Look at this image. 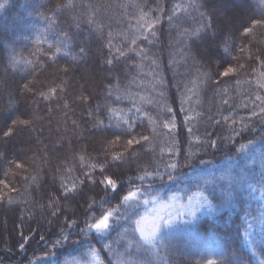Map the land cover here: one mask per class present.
<instances>
[{"label": "trees", "instance_id": "trees-1", "mask_svg": "<svg viewBox=\"0 0 264 264\" xmlns=\"http://www.w3.org/2000/svg\"><path fill=\"white\" fill-rule=\"evenodd\" d=\"M236 3L0 0V217L11 222L17 244L20 215L33 236L23 249H0V264H85L90 246L103 264H115V258L128 264L115 255L141 264L146 258L152 264L264 260V26H253L264 19V0ZM226 14L230 22L220 17ZM229 67L233 72L223 75ZM185 70L177 84L175 72ZM19 120L27 126L15 124L5 138ZM125 120L141 139L134 149L126 150ZM98 121L103 129L94 126ZM116 134L119 142L110 146ZM249 142V150L238 154ZM120 152L123 161H113ZM169 163L178 164L175 181L168 179ZM194 168L202 171L186 182L199 181L194 189L210 199L213 211L166 235L150 256L121 239L125 227L132 234L134 225L127 222L116 223L105 239L78 234L89 217L116 207L131 181L140 186L137 176L160 169L163 179L146 177L144 186L165 190L182 185L181 176ZM105 176L120 186L115 194L101 183ZM73 184L66 196L65 186ZM50 196L73 204L37 234L27 210L34 212L35 202ZM72 221L79 228L67 227ZM65 235L70 239L53 247ZM106 244L112 251H101Z\"/></svg>", "mask_w": 264, "mask_h": 264}, {"label": "snow or ice", "instance_id": "snow-or-ice-1", "mask_svg": "<svg viewBox=\"0 0 264 264\" xmlns=\"http://www.w3.org/2000/svg\"><path fill=\"white\" fill-rule=\"evenodd\" d=\"M5 7L4 4H0V9H3ZM203 16L204 14L201 13ZM144 17L141 16V20H143ZM256 25L264 26V19L256 20L254 21L253 26ZM154 27V24L149 23V31ZM206 29L211 28V24H206L204 26ZM250 28L244 29V35L248 36L251 34ZM194 35H196L199 38H202L200 36V31L196 30ZM225 44L224 50L227 52L228 49V41H223ZM111 63V62H109ZM233 72V68L229 67L227 70L223 73V75L227 76L229 73ZM261 87H264V84L261 85ZM257 99H260L259 96H257ZM227 103V101H225ZM139 111V109H137ZM171 111V109H169ZM261 113H264V107L260 109ZM125 124H129V121L125 120ZM15 124H20L27 126L28 121L25 120H19L14 123L13 127L8 128L3 132V136L5 138L11 137L13 135V129L15 127ZM98 129H103L105 127L103 121H98L95 125ZM108 127H111V125H108ZM165 127H168V125H165ZM171 131V129H169ZM191 132V129H189ZM124 133H126L130 138L126 141V150L134 149L135 145L141 144V139H136L133 135V127L131 124H129V127L127 129H124ZM117 138L116 140L110 142L111 145H115L119 142L120 134H116ZM149 137L147 135L142 136L143 141H147ZM199 142V141H198ZM209 146L212 148L216 147L215 141H209ZM251 142H249L248 145L242 144L237 149V153H244L249 150ZM125 157L124 152H120L118 154L112 155V160L115 162H122ZM83 159V157H81ZM17 168H20V164H16ZM92 167H95L93 165ZM167 169H171L172 172H167L168 179L170 181H175L178 179L177 176L173 175V172L178 168L177 163H169L166 165ZM101 171H104L103 167H101ZM148 177L149 179L157 178V179H163L162 176L159 174V170H154V172H145V175L143 176H137L136 179L141 181V185L139 187H134V181L130 182L129 190L126 192V194H123L122 197L118 200L116 207H110L107 210H104L98 217H89V220H86L85 222V228H80L79 233L81 235L87 236L90 233H94L95 237H102L106 238L108 234L111 233V231L114 230V226L116 223H119L121 221L127 222L129 227H132V234L130 236L126 235L128 233V227L124 228V233L121 235V239H127L128 243V249L135 248L136 251L143 250L146 254L149 256L153 254L154 250L156 249L157 242L162 241L166 235L170 233V230L185 227L188 225L189 221L183 220L182 218L187 215L189 217H192L195 219L196 212L198 211V207L193 204L194 199H197L196 197L189 196L188 197V205L187 210H184V206L181 207L180 211L177 212H169L167 215H162L160 211L153 210L150 214L140 215L137 209H139L141 206L148 207L149 205H156L159 203L156 195L153 192V189L151 187V184H149L147 187L144 186L145 178ZM102 184L106 186L107 189H110L112 193H116L117 190L120 188L116 180L105 176L104 180L101 181ZM5 188H8L7 184H4ZM76 189L75 184L72 185V187L68 188L65 186V195L67 196L68 193L74 192ZM5 196L7 193L4 194ZM0 199H3V197H0ZM173 199H175L173 197ZM199 200H202L204 202V205L208 207L209 212L213 211V207L211 202L208 200V197L204 196L203 193L200 194ZM105 203L108 201L105 200ZM8 203L11 204L12 200L9 199ZM91 207V206H90ZM166 207V205H161V208ZM55 214V213H53ZM178 218H180V222L178 224ZM123 227V224L121 225ZM67 227L72 228L76 227L79 228V225L76 224L75 221H72L70 224L67 225ZM138 237V238H137ZM70 239V235H65L63 238H58L54 244L53 247H56L57 245H61L65 242H67ZM20 247L23 249L24 244L21 243ZM101 251H112V245L106 244ZM90 252L93 261H96L97 264H99V261L101 259L100 252H98L96 249L91 248L90 246ZM253 255H255V252H253ZM75 264H80L79 261L75 262ZM119 264H124L123 261H120ZM128 264H141L140 261L136 262H128ZM143 264H152V261L148 258H146L143 261ZM208 264H213V261L209 260ZM260 264H264V260L260 262Z\"/></svg>", "mask_w": 264, "mask_h": 264}, {"label": "rangeland", "instance_id": "rangeland-1", "mask_svg": "<svg viewBox=\"0 0 264 264\" xmlns=\"http://www.w3.org/2000/svg\"><path fill=\"white\" fill-rule=\"evenodd\" d=\"M231 2L236 7H239L238 6L239 4L236 3V0H231ZM220 7L222 8V10L226 9L227 11L231 10L230 8H232V7H230V4L229 5L222 4ZM226 15L227 16H225V18L223 16H220V17L222 18V20H224V22L225 21L230 22V20H232V19H229V17H228L229 14H226ZM234 22H235V20L232 21V23H234ZM176 41L177 40H175L174 38L171 40L173 45H176L178 43V41L177 42ZM179 42H181V41H179ZM205 52H206V48L204 50L202 48L201 53H205ZM83 72H85V71H83ZM186 73H187L186 70L183 73H176L175 72V75H176L175 82L177 84H179L181 82V80L179 79V76H183ZM87 81H91V80H86V82ZM42 136L43 137H41V138L43 140V138H45L46 135L44 134ZM40 143H41V141H40ZM40 143L38 142L37 144L41 145ZM82 143L83 142L79 143V147L80 148H82V146H83ZM62 151L64 152L65 150H62ZM167 151L169 152V154H171V151H169V150H167ZM69 152H71V151H69ZM66 153L68 154V152H66ZM67 154H66V156H67ZM164 165H166V164H164ZM201 167H205V166L201 165ZM163 168L164 167H162V170H164ZM158 170H160V169H158ZM164 171H166V170H164ZM200 171H202V169H195L194 168V169H191L190 171H188L187 173H185L184 175H182L181 177L184 180V183L182 185H180V184L175 185L174 188H170V187L166 186L165 190L164 189L163 190L162 189L161 190L153 189V192L156 195L159 203L156 204V205H149L148 207L141 206L139 209H137L139 214L140 215L150 214L155 209V210L160 211V213L162 215H167L169 212L180 211L182 206H184V210L186 211L187 210V205L189 203L188 197L189 196H193V197L197 198V199H194L193 204L198 207V211L196 212L195 219L185 215L182 219L189 221L188 225L185 226V227H181V228L170 230V233L174 232V231H177V230H180V229H184V228H186L188 226H192L199 219L207 216L208 213H209L208 207L204 205V202L202 200H199V196H200L201 193L198 192V191H195V189H194V185L197 184L199 181L191 182V186H188V184L186 182L190 178H191V181H192L194 179V176H196ZM167 172H172V170L168 169ZM158 184H162V183H156V184H152V185H158ZM146 186H148V184ZM137 187H139V186H137ZM173 189H175L174 192L171 191ZM189 189H190V191L187 193V190H189ZM203 195L206 196L205 194H203ZM173 197L175 199H173ZM58 200H57L56 196H50V197H45V198L41 197L38 203L35 202L36 206H34L35 207L33 209L34 212H32L30 210H27L28 213L32 215L30 217L32 226H35L34 228H36L37 231H39V232H37V234L40 233L41 231H45V228H44L45 225L48 226V225L51 224V222H53V220H52L53 213L58 215L59 214V212H58L59 209H61L62 212L63 211L65 212L66 210H70L71 209L70 207L72 206L73 202H70V201L69 202H65L64 201V202H61V204H59ZM208 200L210 201L209 198H208ZM74 201H77V199H75ZM161 205H166V207L161 208ZM25 214H27V213H25ZM33 214H35V215H33ZM123 222L124 221H122V223ZM179 222H180V218H178V224H179ZM15 224H17V233H19V235H20V239L19 240H21V243L24 244L26 241H30L29 238H32L33 236L32 237H28L30 235V232L28 231V226H27L28 221L27 220H23L22 216L20 215L19 218L16 219ZM54 225L57 226V224H54ZM54 228H55V226L52 227L53 230H54ZM12 233H13L12 232V224L9 221V219H5L3 217H0V249H5V250L9 249L10 250V248L18 247V249L20 250V248H21L20 245L21 244L19 245V242H18V244L15 242V240L12 238L13 237ZM123 233H124V231L122 232V234ZM21 236H23V237H21ZM18 238L19 237L17 236V239ZM123 241H125V243L128 246L127 239H123ZM25 245H27V244H25ZM115 257H119V258L125 259L128 262L131 261V258L128 257V256H125V255H115ZM182 257L185 259V255H182ZM113 261H114L115 264H119V262H120V260H118L116 258ZM37 264H39V262ZM85 264H97V262L93 261V259L91 258V260L86 262ZM99 264H103L102 258L100 259Z\"/></svg>", "mask_w": 264, "mask_h": 264}]
</instances>
